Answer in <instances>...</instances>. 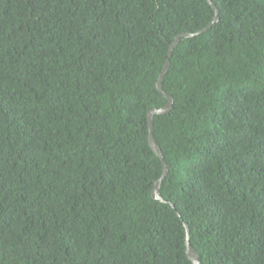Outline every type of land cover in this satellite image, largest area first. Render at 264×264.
I'll return each mask as SVG.
<instances>
[{
	"label": "trees",
	"instance_id": "1",
	"mask_svg": "<svg viewBox=\"0 0 264 264\" xmlns=\"http://www.w3.org/2000/svg\"><path fill=\"white\" fill-rule=\"evenodd\" d=\"M0 0V264H264V0ZM170 203H173L172 207Z\"/></svg>",
	"mask_w": 264,
	"mask_h": 264
},
{
	"label": "water",
	"instance_id": "2",
	"mask_svg": "<svg viewBox=\"0 0 264 264\" xmlns=\"http://www.w3.org/2000/svg\"><path fill=\"white\" fill-rule=\"evenodd\" d=\"M207 1H208V3L210 4V6L214 10V17H213L212 21L207 26H205L204 28L200 29L196 33H181V34L177 35L174 38V40L170 43L168 59H167L165 65H164V67H163V69H162V71H161V73H160V75L158 77V80L156 82V87H157L158 91L167 99V103L162 108H159V109L153 108V109H151L148 112V115H147V118H148V130H149V133H148L149 145L152 148V150L155 152V154L159 157V159L162 162V166H163V173H162L161 177L158 180L155 181V184H154V187H153V190H152V197L155 200H159V201H162V202H166V201L161 196L160 188H161V185H162L165 177L167 176L168 167H167L166 162L164 161L162 151L159 148L158 144L156 143V140H155V137H154V126H153L154 116L155 115H165V114H168L173 109L174 99H173L172 96L168 95L164 91V89H163V79H164L165 75L168 72V69H169V66H170V58H171V56L173 54V51L177 47V45L181 42V40L183 38H193V37H195V36H197V35L205 32V31L211 29L219 21L218 9H217L216 5L213 3L212 0H207ZM169 204L172 207H174L173 203H170L169 202ZM185 227H186V239H185V243H186V252H187V255H188L190 261L193 264H202L201 261H200L198 252L191 245V242H190V232H189V229H188L187 225H185Z\"/></svg>",
	"mask_w": 264,
	"mask_h": 264
}]
</instances>
